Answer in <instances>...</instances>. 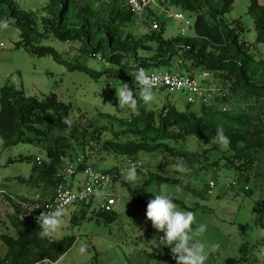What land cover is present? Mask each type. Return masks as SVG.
<instances>
[{"label":"trees","instance_id":"obj_1","mask_svg":"<svg viewBox=\"0 0 264 264\" xmlns=\"http://www.w3.org/2000/svg\"><path fill=\"white\" fill-rule=\"evenodd\" d=\"M95 1L103 4V10L100 11L88 0H46L43 8L45 16L41 19L42 30L38 28L39 19L35 13L19 9L13 0H0V16L9 18L22 31L18 47L66 63L54 48L41 43L51 36L74 42L88 57L98 60V55H101L105 63L114 68L121 67L119 76L130 79L131 87L136 92L139 90L135 85L138 67L147 70L166 67L172 72L170 69L181 63L188 72L197 69L216 74L221 85L219 88L226 96L215 99L211 105L201 103L198 111H192V104L187 103L186 112L179 111L169 99L161 109L149 110L137 97L139 115L129 113L128 117L123 118L101 115L108 125L89 120L87 126L72 123L68 132L63 120L70 117V105L60 101L54 93L43 99L27 97L23 90L7 82L0 88V142L6 148L15 146L30 140L26 137L28 132H34L39 140H48L46 160L33 170L51 194L64 179L62 168L68 159V152L72 154L74 144L84 151L113 154L124 161L138 160L141 153H162L182 160L186 168L197 171L217 172L222 166L230 167L240 174L237 181L244 183L242 192L245 196L253 193V187L250 188L249 184L263 190L264 173L258 168L264 159V55L257 51L255 44L244 40L240 20H225L224 16L235 0H162L167 8L195 15L192 33L173 38H165V17L156 16L152 10H149L148 17L152 23L158 22L160 29L151 28L148 33L137 34L128 31L136 14L125 3L120 0ZM249 13L254 19L257 43L264 44V1L251 0ZM76 67L86 69L96 77L106 72H94L85 66L73 68ZM231 95L248 104L253 109L252 114L244 118V113H231L228 109L223 111ZM218 126H222L230 138L227 150H221L215 140ZM54 130L60 136L50 140ZM178 143H184L185 150L180 151L172 146ZM201 143L209 147L204 149ZM192 147H196V151L190 152ZM202 158L207 161L206 164L202 163ZM87 162L86 156L84 164ZM174 172L172 176L151 172L147 186L153 182L174 183L202 196L178 177L181 173ZM164 173L169 171L164 168ZM233 183L227 187L232 189ZM246 186L248 190H244ZM131 192L137 204L151 196L144 189ZM10 202L15 209L12 220L16 236L2 235L0 241L7 253L4 256L0 246V264H37L45 257L55 261L75 244V237L41 240L39 226L21 222L20 208ZM92 205L83 204L80 214L74 215L72 222L85 220ZM96 216L113 223L119 215L115 210L104 212L98 209ZM237 263L240 261L232 260L230 264Z\"/></svg>","mask_w":264,"mask_h":264},{"label":"rangeland","instance_id":"obj_2","mask_svg":"<svg viewBox=\"0 0 264 264\" xmlns=\"http://www.w3.org/2000/svg\"><path fill=\"white\" fill-rule=\"evenodd\" d=\"M88 1L94 3L100 11L103 10V4H98L95 0ZM250 3L251 0H235L224 18L229 22L240 20L244 40L255 44L257 51L264 55V44L257 43L254 19L249 13ZM16 5L21 10L34 12L39 19L38 28L43 29L41 19L45 16L43 8L46 6V0H19ZM153 12L156 16L165 17V38H173L180 34L184 27L183 22L163 16L159 10ZM148 13L149 11L135 15L128 31L137 34L150 32L153 23ZM184 15L194 25L195 15L189 13ZM2 20H7L9 26L7 29H0V88L9 82L17 89L23 90L27 97L39 99L54 93L60 101L72 107L69 117L71 122L84 126L89 124V120L99 122L100 125H108V121L101 119V115L108 114L121 118L129 116L131 112L127 108H118L115 95V89L122 86L121 82L131 87L130 79L119 76L121 67L114 68L109 63L92 59L80 50L78 44L61 41L53 36L44 40L41 45L54 48L66 63L58 62L52 56L35 55L17 46L22 40V31L12 24L9 18L0 16V21ZM74 66H85L98 73L106 72L96 77L90 71L79 67L73 68ZM170 70L183 74H197L201 71L196 69L188 72L181 63L179 66L174 65ZM149 71L165 73L168 69L155 67ZM213 83L221 87L216 74H211L210 84ZM155 94V100L146 105L147 109L159 110L169 99L179 111H187L188 104L184 94L170 96L164 92ZM137 97L139 98V90ZM234 99L231 95L230 100L224 104L229 112L244 113V118L252 114L253 109L248 104ZM200 105L201 102L198 100L192 104L191 110L198 111ZM58 136L60 134L54 130L49 139H57ZM26 137L30 140L8 148L0 142V239L3 234L16 236L12 220L15 209L8 195L35 200L38 192L46 191L33 168L37 166L35 160L37 157L42 161L46 160L48 140H39V136L36 137L34 132H28ZM201 144L204 149L209 147ZM172 146L182 151L186 145L178 143ZM73 147L72 154L68 152L67 160L73 158L76 161L79 156L84 155L87 156L88 162L99 170L120 169L125 162L122 157L113 154H97L94 150L84 151L81 146L75 144ZM189 151H196V147L190 148ZM137 159L143 164L137 170V180L127 182L122 177L126 184L121 180L110 189L117 197L114 210L119 216L115 222L108 223L104 218L96 216L99 199L91 206L86 219L77 223H73L72 218L80 214L83 206L73 205L67 208L62 227L51 239L54 241L66 237L76 238L75 244L65 253L61 264H157V262L175 264L170 249L153 247L150 243L154 237L162 236L163 233H157L151 222L147 221L146 208L153 195L159 194V184L162 183L153 182L147 186L149 174L159 172L169 176L175 175L176 169L173 165L177 164L179 159L162 153H141ZM202 161L203 164L207 163L203 158ZM164 168L169 173H164ZM258 171L264 173V159L260 162ZM178 177L202 195H195L181 186L178 191V185L167 183L169 194L177 206L195 214L193 228L199 224L207 225V231L198 238L206 245L209 257L206 264H230L232 260L240 261L237 264H251L254 261L257 264H264V189L249 184L250 188L253 187V193L251 196H245L242 192L244 183L240 184L237 181L240 174L234 168L223 166L217 172L186 168ZM67 181L70 184L73 178H68ZM234 181L238 187L228 188L227 186ZM211 182H215L216 186L212 188ZM73 187L75 189L78 187L75 181ZM130 189H144L151 196L137 204ZM213 244H219V248H211ZM0 246L5 256L7 249L1 241ZM81 247L85 248L83 253L79 251ZM245 258L248 261L241 262Z\"/></svg>","mask_w":264,"mask_h":264},{"label":"clouds","instance_id":"obj_3","mask_svg":"<svg viewBox=\"0 0 264 264\" xmlns=\"http://www.w3.org/2000/svg\"><path fill=\"white\" fill-rule=\"evenodd\" d=\"M7 20L0 21V29L8 28ZM157 77L151 75L149 70L138 67L135 73V85L139 87V100L145 105L152 103L155 98V87ZM120 87L115 89V95L118 100V108H127L133 115H139V101L135 88L121 82ZM63 123L67 125V131H71L72 122L65 118ZM215 140L221 150H227L230 147V138L226 135L225 129L218 126L215 129ZM177 172L183 174L186 166L181 160L173 165ZM120 176L127 182L137 180V168L135 164H130L127 169L120 172ZM105 182L111 181L109 176L103 178ZM180 190V186H177ZM95 195L100 198L105 194L100 188L95 189ZM58 205L52 210H46L40 213L35 219L39 226V238L41 240H51L60 230L64 223L67 212V203L71 199L68 193L60 192L57 197ZM32 209L29 213L34 211ZM146 219L151 222V226L157 233H163L162 236L154 237L150 242L153 247L168 248L175 264H206L208 252L206 245L199 237L207 231L206 224H199L195 228V214L191 211H185L177 206L173 197L169 194V185L167 183L159 184V194L153 195V198L147 202ZM211 248L218 249L219 244L211 245ZM81 253L85 251L84 247L79 249ZM65 254H61L53 261L47 257L38 260L37 264H61ZM158 264V262H157Z\"/></svg>","mask_w":264,"mask_h":264},{"label":"built area","instance_id":"obj_4","mask_svg":"<svg viewBox=\"0 0 264 264\" xmlns=\"http://www.w3.org/2000/svg\"><path fill=\"white\" fill-rule=\"evenodd\" d=\"M18 3L19 0H13ZM110 1V0H102ZM126 4V6L134 14H143L147 13L149 10L161 11L167 18H172L180 20L183 22L184 27L180 32L181 35H188L192 33L193 25L189 19L186 18L183 12L167 8L164 6L162 0H120ZM152 28L154 30H159L160 25L158 22L153 23ZM70 51V49H68ZM98 60L105 63V59L98 55ZM151 75L157 77L155 92L161 93L164 92L168 96L174 95L177 93H182L186 96L187 103H195L198 100L202 104L211 105L213 101L217 98H222L226 96V93L222 91L221 88L216 86L214 83L210 84L211 74L205 71H200L197 74H183L181 72H150ZM227 108L224 107L223 111H226ZM36 163L41 165L44 161L40 158H36ZM77 161V162H76ZM67 160L62 168V173L64 179L59 182L53 193L49 195L48 198L42 200H22L16 196L8 195L10 200L20 208V220L23 223H29L33 225H38L37 220L35 219L40 215L41 212L46 210L54 209L60 201L57 197L60 192H66L71 197L68 200L67 208L70 206L83 205V204H93L97 199L100 200L98 203L99 210L104 212H110L114 210V207L117 204V197L114 194V191H111L115 185H117L122 176L120 172H123L129 167L130 164H135L137 170L140 169L143 164L142 162L134 159H127L124 162L123 167L116 168L114 170H99L93 164L87 162L84 164L85 157L84 155L79 156L78 159ZM84 164L80 170V166ZM109 176L111 181L105 182L104 177ZM66 178H73L77 183V188L73 187V184L66 182ZM210 186L213 188L216 186L215 182H211ZM237 183H233L232 188H237ZM100 188L101 191L105 194L103 197L98 198L95 195V189ZM248 186L244 187V190H248ZM244 193V192H243ZM32 209H35L29 213Z\"/></svg>","mask_w":264,"mask_h":264},{"label":"crops","instance_id":"obj_5","mask_svg":"<svg viewBox=\"0 0 264 264\" xmlns=\"http://www.w3.org/2000/svg\"><path fill=\"white\" fill-rule=\"evenodd\" d=\"M67 179L68 178H66V182L68 183ZM74 181L75 180H73L72 183H70V184H73ZM44 190H46V189H44ZM50 194H51V192H48L47 190L43 191V192L40 191V192L37 193L38 196H37V198L35 200H39V199L44 200V199L48 198Z\"/></svg>","mask_w":264,"mask_h":264}]
</instances>
